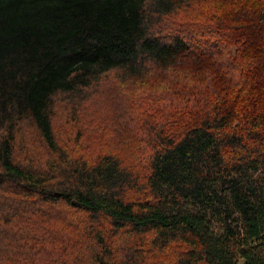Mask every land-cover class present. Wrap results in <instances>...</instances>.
Returning a JSON list of instances; mask_svg holds the SVG:
<instances>
[{
  "label": "trees",
  "instance_id": "1",
  "mask_svg": "<svg viewBox=\"0 0 264 264\" xmlns=\"http://www.w3.org/2000/svg\"><path fill=\"white\" fill-rule=\"evenodd\" d=\"M0 264H264V0H0Z\"/></svg>",
  "mask_w": 264,
  "mask_h": 264
},
{
  "label": "rangeland",
  "instance_id": "2",
  "mask_svg": "<svg viewBox=\"0 0 264 264\" xmlns=\"http://www.w3.org/2000/svg\"><path fill=\"white\" fill-rule=\"evenodd\" d=\"M188 8H190V7L188 6ZM194 10H195V6L190 8V13H192V16H195V15H193ZM187 11H188V9H187ZM185 14H186V13H185ZM189 18H190V17H189Z\"/></svg>",
  "mask_w": 264,
  "mask_h": 264
}]
</instances>
